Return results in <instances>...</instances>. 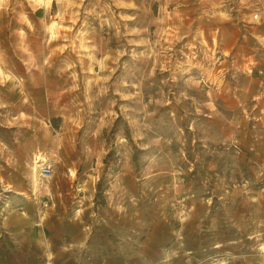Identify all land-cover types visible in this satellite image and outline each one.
<instances>
[{
	"label": "rangeland",
	"instance_id": "1",
	"mask_svg": "<svg viewBox=\"0 0 264 264\" xmlns=\"http://www.w3.org/2000/svg\"><path fill=\"white\" fill-rule=\"evenodd\" d=\"M0 226V264H264V0H0Z\"/></svg>",
	"mask_w": 264,
	"mask_h": 264
},
{
	"label": "crops",
	"instance_id": "2",
	"mask_svg": "<svg viewBox=\"0 0 264 264\" xmlns=\"http://www.w3.org/2000/svg\"><path fill=\"white\" fill-rule=\"evenodd\" d=\"M18 104H19V99H18ZM37 158H38V160H36V163H38L40 160H44V158L39 157V156ZM38 165L39 164H37V167H38ZM88 173L91 174L90 172H88ZM125 179H128V178L125 177ZM130 180H131V174H129V181ZM7 190H9V189L7 188ZM8 236H9V231L7 229H5V228L0 226V257L5 256L4 251L8 253V249H9L10 243L16 242V241L8 239ZM119 243L122 244L124 242L120 241ZM126 244H128V243L126 242ZM116 251H121V250L119 249V250H116ZM119 257H122V255L119 256Z\"/></svg>",
	"mask_w": 264,
	"mask_h": 264
},
{
	"label": "built area",
	"instance_id": "3",
	"mask_svg": "<svg viewBox=\"0 0 264 264\" xmlns=\"http://www.w3.org/2000/svg\"><path fill=\"white\" fill-rule=\"evenodd\" d=\"M39 172L43 176H48L51 173V166L48 164H41Z\"/></svg>",
	"mask_w": 264,
	"mask_h": 264
},
{
	"label": "bare ground",
	"instance_id": "4",
	"mask_svg": "<svg viewBox=\"0 0 264 264\" xmlns=\"http://www.w3.org/2000/svg\"><path fill=\"white\" fill-rule=\"evenodd\" d=\"M39 164V163H38ZM41 164L38 165V167L40 166Z\"/></svg>",
	"mask_w": 264,
	"mask_h": 264
}]
</instances>
